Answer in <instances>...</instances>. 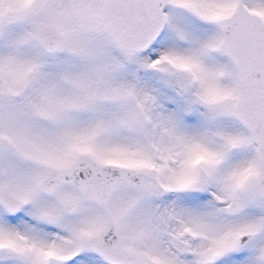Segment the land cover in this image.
Masks as SVG:
<instances>
[{"label":"snow or ice","instance_id":"snow-or-ice-1","mask_svg":"<svg viewBox=\"0 0 264 264\" xmlns=\"http://www.w3.org/2000/svg\"><path fill=\"white\" fill-rule=\"evenodd\" d=\"M0 264H264V0H0Z\"/></svg>","mask_w":264,"mask_h":264}]
</instances>
